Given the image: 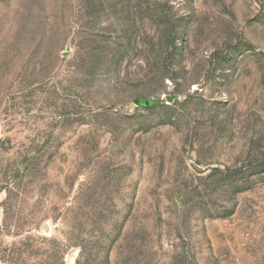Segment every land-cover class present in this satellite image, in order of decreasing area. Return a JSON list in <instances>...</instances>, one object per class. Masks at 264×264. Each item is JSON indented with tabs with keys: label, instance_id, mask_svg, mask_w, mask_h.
<instances>
[{
	"label": "rangeland",
	"instance_id": "rangeland-1",
	"mask_svg": "<svg viewBox=\"0 0 264 264\" xmlns=\"http://www.w3.org/2000/svg\"><path fill=\"white\" fill-rule=\"evenodd\" d=\"M0 264H264V0H0Z\"/></svg>",
	"mask_w": 264,
	"mask_h": 264
},
{
	"label": "water",
	"instance_id": "water-1",
	"mask_svg": "<svg viewBox=\"0 0 264 264\" xmlns=\"http://www.w3.org/2000/svg\"><path fill=\"white\" fill-rule=\"evenodd\" d=\"M154 103V100H143V99H140V104L143 105V106H150Z\"/></svg>",
	"mask_w": 264,
	"mask_h": 264
},
{
	"label": "trees",
	"instance_id": "trees-1",
	"mask_svg": "<svg viewBox=\"0 0 264 264\" xmlns=\"http://www.w3.org/2000/svg\"><path fill=\"white\" fill-rule=\"evenodd\" d=\"M137 103H138L139 106H143V105L140 104V99L137 101Z\"/></svg>",
	"mask_w": 264,
	"mask_h": 264
}]
</instances>
